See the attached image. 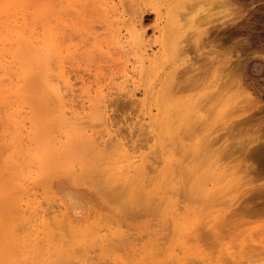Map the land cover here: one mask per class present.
<instances>
[{
    "label": "bare ground",
    "instance_id": "obj_1",
    "mask_svg": "<svg viewBox=\"0 0 264 264\" xmlns=\"http://www.w3.org/2000/svg\"><path fill=\"white\" fill-rule=\"evenodd\" d=\"M45 1L48 2V0H44L41 3L40 0L42 6L37 7L35 5L36 3H34L36 2V0H33L32 4H34V6L31 5L32 7H27L28 9H26V13H28L30 17V22L26 21L25 18V24L27 25V22L31 23L29 24L31 25V27L28 26L29 31H24L25 33L20 31L22 32L20 33L16 29V31H14L17 34L11 32L15 35V38L12 37V34V36H10V39L5 38L6 40H3L0 38V112L3 114L4 119H6L5 122L8 123L9 127L11 128V131L9 130V134L3 137V141L8 142V144L5 145H7V147L11 149V152L9 154L7 153V157L5 159H3L2 161L0 160V167H3L5 169L7 176L10 178L8 183L13 185V188H15V191H10L8 193L2 194L0 192V264H72L71 260L75 258L76 254H74L73 256V253H75L73 252L71 256H73L74 258L72 257L70 260V250L72 249L67 246L65 247L67 242L65 241L64 246L62 245L63 243H61L63 239H60L59 241L61 245H57L55 243L57 242V240L55 241V239H57L58 236L62 235V233L59 235V232L56 231V229L54 228L55 225L53 226L52 223H55V221L59 222V218L54 222L51 221L52 223L49 221L51 220V215H48L47 217V214L44 213V210L41 206V201L39 202L38 200V196L40 195H37L38 191L41 189L44 191L45 194L48 189H55V187H58V185L62 187L56 190V192L58 193L57 195L62 201V205H60V209L57 208L52 211V213H54V218H57L58 215L60 216L61 214V216L63 215L67 217L68 224L72 225L73 223H78L76 225V229L75 227H71L73 228L71 233L73 235V238L75 234L77 236L82 235L83 237H81L83 238L82 241H84V246L90 245L92 243V240L94 241V243H98V241L102 243L108 241L107 245L110 244V241L106 239L107 234H99L100 236L98 235V227L100 228V224L99 226L97 225V227L96 225L92 224L93 220L96 223H100L99 219L104 216V213L106 215V212L102 211V208H100L99 211L97 210L94 212H90L84 210L85 212H83L82 206L80 205L82 204V201L80 199V193L79 190L76 189L79 185H81L82 181L80 180L82 179V177H84L87 172L90 171L87 167V164L96 163L93 159H91V154L95 155V157L98 153L107 154V156H104L103 158H98L99 160H105L104 163L102 162L101 166L98 165V167L100 166L99 169L103 170L107 168V170H98L100 172L96 170L95 172H93L94 174L97 173L95 175L105 174V176L108 175L110 179L114 178L115 180L120 181V184L116 185V190L130 192L134 196L146 195L150 199H154L158 196L160 199L163 200L164 203L168 204L167 207H170V209L168 210L169 212H167L172 214L171 217L174 221V225H177L176 227H178V229L179 226L180 228L182 227V229H191L200 220L197 217L196 218L198 219V221L194 219L195 215L194 217H192V211H189L188 215L186 214L187 212H185L186 215H182L184 210L182 211V207L178 205L179 200L177 201L176 199L178 194L182 195V191H184L187 195L185 197L188 198L191 196L193 197V195L195 196V194H197L199 191H204L206 200L217 201V199L220 200V198L216 197L219 192H224V197L229 194L233 195L234 191L238 190L240 186L238 185V183H233L234 180L231 179V175L234 176V174L231 173V168L227 167V164H224L225 162L220 163V156L218 160H216V153L218 152H216L215 154H211L207 160L203 159L205 161L201 162L198 166L196 165L194 167L192 166L194 164H191L188 166H191L192 168H184V165H187V163H184L185 160H189L188 162H191V159L194 158L199 160L201 159V156H204L205 152V150H202L203 153L201 150H199L202 148L201 147L198 148V150H193V152L191 153H185V150L188 149V147L186 148V146H189L193 142L192 141L190 144L182 143V137H185V135L189 133V131L186 130L188 131L187 133L185 129L189 128V130L194 131L192 134L190 133L191 135H193V137L191 136V138H198V140H201L203 138L208 141L210 134L209 136L207 135L208 138H205L206 135H204V137H200L199 131L201 129L203 130L206 127L208 128L207 125L211 123L210 121H213L212 118L216 119L217 117L218 119V117H221L220 119L225 122L223 125H226V121L229 122L231 120L230 117L233 115L232 113L239 110L240 114L242 113L244 115L248 112L250 113V111H253L251 110V108L253 107L250 104H252V99L254 101V97L246 88L242 87L241 82L236 80L235 77L233 79V75L235 74L234 72L236 70L234 72L233 70L232 72L227 71L228 75L229 73L230 75H232V77L228 76L229 78L231 77L233 79L232 81V79L230 78L232 83L235 80L236 82L238 81V85L234 83V86L237 85V91H235L236 93H233L234 89L232 88L234 87L230 88V86H232V83L229 85V87H227L230 83L227 75V81L229 82L226 86L227 81L223 79L224 77H221L222 82H220L221 79L216 76L217 73L215 71L214 73H216V75L213 74L214 76L212 77V72H210L211 74L209 73V76L211 77L209 78L208 76V79L206 76L207 79L204 78V81L202 82L198 78L197 80H199V82L201 83H195L194 79H192L194 81V85L193 82L191 84L192 92L189 91L188 94L184 95L183 97H180L181 100H178L177 98L176 100L174 98V89H176L177 86L174 89L172 87H168V85H170V81H167L168 85L165 81L166 85H164V88L160 90V93L157 94V96H154L156 97L154 99L157 105L156 109L158 110V112H161L160 108H164L163 106L166 104L168 107L171 108H165H167L168 110L171 109V112L173 113H175L176 110H179L178 114L167 113V109H165L164 111L162 110L163 114L165 113L168 120L167 118H164L165 116L158 119L162 131L161 134H163L161 136H163V139L167 138V140L164 141L165 143L169 141V143L166 145L161 140V143L159 145L163 147L162 153L163 151L166 152L164 154H161V160L158 157V161L151 160L148 154L142 155V152H140V154L138 155L136 154V152L138 151H136L134 147H130V143L125 142L121 136L115 135V131L112 129V125L110 124V122H106V120H108L109 118V104L107 103V96H109L107 93L110 94V92H107V90L110 91L108 87L109 85L107 86L106 84L105 87V84H103L104 81H101V84L99 83L100 81L97 79V85L94 88L91 86L92 89L88 87L86 91L83 90L84 92H86L84 93L86 97H84L85 99H82L83 101L80 100L79 103L78 100H76V102H78L76 103L75 100L70 97V94L72 93L71 91L74 89H72L73 85L70 76L68 75L69 71L67 72L66 70L67 65L65 64L66 61H69L68 58H75L74 52L78 51V47H76V44L72 49L74 45L72 41L75 38L71 40V38H73L74 36L70 37V32H68L66 28L65 29L67 31L63 30L64 28L59 30L61 27L58 29V27L56 26L57 23L54 24L57 21L52 23L58 18L57 15L60 14V12H58L59 10H56L59 7L52 5L51 2L49 4V2L46 3ZM93 1H96V4L98 5V0ZM19 2V4L24 3V0H20ZM114 2V0H102V7H100V9L103 8V12L107 13V16L109 15L107 17L109 20L108 23L110 27H113L111 29L112 35L109 39L106 40L109 41L108 43H110V45H112L114 49L119 50V54H121V56H125L126 58L124 59L125 61L123 60L122 62L124 63L125 68L120 74L121 78H124L121 80H123L124 83L132 82L133 85L139 87L141 83L140 81H142L144 75L147 72V67L154 66V69L158 68L159 63H157V58L159 53L164 55V59H167L169 56L178 53V50L181 53L183 47L181 45H183L182 41L184 38L181 40V42L179 40L181 36L185 33V23H187V21L183 23L182 19L184 18L181 19L177 16H173L166 23L163 29H159L160 39L157 40L159 42V48L155 50V46L153 45L154 43H150L149 38L145 36L146 31L143 30L142 24L136 20L127 17L124 9L122 7H118L122 4L121 2L118 4V6V1L116 3ZM216 3H218L219 5H228L230 4V0H217ZM67 7V9L72 10L78 14L80 11V14L82 13V10H80L79 8H75L76 5L70 4L69 6L67 5ZM202 7L204 6L202 5ZM22 8L23 7H21V11ZM59 9L60 11L66 14L69 13L65 12L68 11L66 9ZM96 9L98 10V8ZM17 10L19 11L20 9ZM210 14L211 13H206L202 18H199V21H197L195 24L196 27L194 28V31H192V33L194 32V35L196 34L198 36L202 33H207L209 28L215 23L221 22L224 25L229 21H235L237 17L235 16L229 18L230 15H224L222 16V18L224 19H220L221 21L203 22L202 19L210 16ZM61 15L62 14H60V16ZM183 15L185 14L183 13ZM61 20L62 19H60V21ZM67 24L69 26V23ZM86 30L87 29H85V31ZM95 30L96 29H94V31L88 29V32L86 31L87 34H89V39L92 40L91 47H94V51L100 50L101 54L103 52L106 57L111 58V49L110 46H108L109 44L106 45V47H108V49H106L103 45L107 41L104 39H99V35L98 33H96L97 30ZM82 34L84 33H82L81 31L80 35ZM68 37H70V39H68ZM70 40L73 44L72 46L69 45ZM180 43L182 44L179 45ZM74 49L75 51H73ZM214 56L218 57V55ZM97 57H95L94 60H96ZM232 58L233 57L231 55L229 59H226V66H228V69L231 67L230 65L232 64V61L230 60H232ZM132 59L134 62H132ZM213 59H215V57ZM170 60L171 59H169L168 61ZM217 61H213L212 64H215L216 62L219 63V60ZM227 63H230V65H227ZM214 66L215 65H213V68ZM203 70L207 72L208 69ZM197 71H195V73ZM206 72L205 74L208 73ZM190 73L188 72L187 76ZM195 73V76H193L194 78L197 75V73ZM236 73L238 74V70ZM190 78H188L186 81H189ZM145 82L146 81H142L143 86L147 84H144ZM178 84L180 85L179 82ZM188 84H190V82H188ZM185 86H187V83ZM122 88H125V86H122ZM146 88L144 93H149V89ZM177 90L180 91L179 88ZM38 103H44L47 109L45 108V111L44 109L38 110ZM168 104H170V106ZM171 104L177 107L175 111H172L174 107L172 108ZM207 105H209L210 108L205 111ZM210 110L211 112H209ZM203 111H205L206 113H204ZM168 112H170V110ZM166 113L170 115L172 114V117L176 115L179 119L176 120L177 118H174L173 120L176 121H173L171 120V116L167 115ZM227 117L230 119H227ZM87 119H89L90 121ZM194 119L196 121H193ZM241 119H243L241 120V122H245L244 118ZM98 120H101L100 122L102 123L100 124L105 127L102 131H99L100 129H96V127L98 126V122L96 123V121ZM235 121L240 122V120H234L229 123L227 122V124H231L233 122L236 123ZM194 133L199 136H195ZM257 138L255 139L257 140ZM183 139L185 140V138ZM249 140L250 139L247 138L244 141L245 145H248L253 148L254 146L251 145L254 139L250 140L252 141L251 145L249 144ZM258 141L260 140H257L255 142L257 143ZM203 142L204 141H202V143ZM255 142H253V145L255 144ZM197 143L198 142H196V144ZM204 144L205 143H203L202 146ZM233 144H231V146H233ZM178 145L181 147L180 149ZM199 145L200 144H198V146ZM205 147L206 146H204L203 148ZM226 147L228 148L229 145L227 144ZM181 149L183 150V152ZM87 151H89L88 155ZM74 161H78V164L76 165ZM159 161L162 162L160 163V165L163 164L161 168L155 166V163H159ZM181 164L183 165L182 169H180ZM183 169H185L186 171ZM181 170H183L184 172H180ZM246 170L248 171V167L246 168ZM152 171L155 172V175L153 176L151 174ZM180 174H185V179H180L182 181L178 180L180 178L178 177ZM105 176H103V178ZM221 183L222 185H220ZM263 187L264 183H261L252 186L248 191H250V193L252 194V191H261L262 189L260 190V188ZM94 188L95 191H98L100 190L101 186L99 187L98 183H96V186ZM112 189L115 190L113 187ZM130 193L129 196L131 195ZM119 196L117 197L119 198ZM240 198L244 199V201L246 200L245 196H239V199ZM233 199H235V201L234 203H231ZM237 199L238 197H233L230 201H228L229 207H233V205L235 206V203L237 201L240 203V206L241 203L243 205L244 202L242 201V199ZM185 200L183 198L182 201L184 202ZM16 205L20 206L21 208L19 209L18 207V210ZM14 207H16V210H14ZM244 207L245 206H241V208ZM228 208L226 210H228ZM238 208L236 207L237 210ZM236 209L234 211H236ZM223 210L224 208H219L210 212L211 218H209L210 216H208L210 222H215V219H217L218 217L219 220L217 219V222H215L218 224V226L216 224L213 225L217 226L214 227L219 228V230L221 229L220 221L221 218H223L222 216L226 218L225 214H222ZM14 211H19L20 216H17L16 212ZM190 212L191 214L189 215ZM231 212L232 213L230 214L232 215L238 213H233V210ZM66 217H64V219H66ZM98 217L100 218L98 219ZM89 218L92 219V226L91 224L88 225L87 223L86 224L88 226L85 225L84 221ZM102 218L103 220L101 219V223L102 221H104V217ZM95 219H98V221H96ZM63 220L61 222H63ZM195 220L197 222H195ZM188 224L189 226L187 227ZM59 225L60 223L56 227H59ZM93 226H95L97 230L93 229ZM214 227H211L212 231H214ZM216 232L218 233V231ZM219 232L222 234L221 237L224 236L223 231L221 232L220 230ZM180 233L182 232L180 231ZM193 233L194 231L191 230L189 232L188 230L186 233L187 235H184V246H179L181 249L185 248L186 253H183V256L184 254L188 256L187 259L189 258L188 261H190V264H264V226L256 230H245V233H243L246 235L243 234L244 237L242 238V240H240L241 242L238 241L240 242L238 246L233 245L237 248L232 247L231 244L228 245L229 242H225L227 244H222L221 240L226 237L220 239V233H218V238L217 234L214 231V236L216 237V239H220L219 242L217 241V243H221V245L219 244L220 247L218 245V251L220 253L223 252L222 256H224L217 257L219 259L210 256L209 252H212L211 249L201 244L202 242H200L199 245L197 244L198 246H196L195 250H193L192 246H190V239L188 238V236L191 235L192 237H190L192 239ZM199 235L200 233L197 236ZM56 236L57 238H55ZM199 238L201 237L199 236ZM193 240H191V242H193ZM73 241L72 243H70L71 246L74 243ZM187 241L189 245L185 246ZM196 241L197 238L195 239V245L196 243H198V241ZM223 241H225V239H223ZM81 245L83 246V244ZM101 246L104 247L103 244ZM154 246L156 245L150 246L147 251V255L150 258V263V255L153 253V250H155L153 248L157 249V246ZM110 247H113V243L110 245ZM204 247L209 249L210 251H205L206 249ZM81 248L83 250L86 249L85 247ZM81 248L79 249V251L81 250ZM149 252L151 254H149ZM155 254L157 253L155 252ZM175 255H177V253ZM178 256L182 255L178 254L177 257L173 256V258L175 257V262L177 258V263H179L180 261L182 264L189 263L186 258H179V261ZM18 257L20 258V260L15 261ZM159 263L162 264L163 262L159 261Z\"/></svg>",
    "mask_w": 264,
    "mask_h": 264
},
{
    "label": "rangeland",
    "instance_id": "obj_2",
    "mask_svg": "<svg viewBox=\"0 0 264 264\" xmlns=\"http://www.w3.org/2000/svg\"><path fill=\"white\" fill-rule=\"evenodd\" d=\"M19 1L20 0H0V38L3 40L5 38L10 39L11 38L10 36L12 35H13L12 37H14L15 35L11 32H14L15 34H17L15 32L16 29L19 32L22 31L23 33H25L24 31H29L28 26L31 27V25H29L31 23H28L30 22L29 20L30 17L28 13H26L27 12L26 9L34 6V4H32L33 0H24V3H21V4H19L20 3ZM42 1L44 0H41V3ZM114 1H115L114 3L118 1L117 6L120 2L122 3L121 4L122 6L120 5L118 7H122L124 9L127 17L133 20H136L142 24L143 30L146 31L145 36L149 38L150 43L152 44L154 43L153 45L155 46V50L159 48V42L157 41L158 39H160L159 29H163L166 23L173 16L175 17L177 16L181 19L182 18L186 19V20L182 19L183 23H185L186 21L187 23H185V29H186L185 33L181 36L179 40L181 42L183 38L185 39V41L183 39L184 42L182 41L183 45H181L182 43L179 44L183 46L181 53L178 50V53H175L169 56L167 59H164V55L159 53L158 58H157V61H158L157 63H159L158 68L154 69V66H148L147 72L144 75V78L142 79V81H146L144 83V84L147 83L146 85L143 86L142 81H140L141 83L139 87L133 85L132 82L124 83V81L121 80L124 78H121L120 74L125 68L124 63L122 62L126 58L125 56L124 57L121 56V54H119V50L114 49V47L110 45V43H108L109 41L106 40V39H109L110 36L112 35L111 29L113 27H110L108 23L109 20L107 17L109 15L107 16L106 15L107 13L102 11L103 8L100 9V7H102L101 6L102 0H98V5L96 4L97 2L96 1L94 2L93 0H50V1L48 0L49 4L51 2L52 5L61 8V10L66 9L68 11H65V12L70 13V14L69 13L66 14L60 11V9L56 7L57 8L56 10H59L58 12H60V14L62 15L61 16L60 14L57 15L58 16L57 19L59 20L55 18L56 20H54L52 23L57 21L54 24L57 23L56 26L58 27V29L61 27L59 30L63 28H64L63 30L67 29L68 32H70L69 33V35H71L70 37L74 36L73 38H71V40L75 38L72 41L74 45L71 43V40H70L69 45L71 46L73 45L72 49L74 48L76 44H77L76 47H78L77 52L75 51L76 48L73 50L75 51L74 52L75 58L73 57L68 58L70 63L69 61H66V64H65L67 65L66 70L67 72L69 71L68 75L70 76V79L73 85L72 89L75 90V91L74 90L71 91L73 94L71 93L70 97L73 100H75V102L76 100H78V102L80 100L83 101L82 99H85L84 97H86V95H84V93L86 92L84 91H86L88 87H90L91 89L92 87L94 88L97 85L96 84L97 79L100 81L99 83L101 84H102L101 81H104L103 84H105V87L107 84V86L109 85L108 87L110 89V91L107 90V92H110V94L107 93L109 95L107 96L108 97L107 103L109 104L108 106V113H109L108 117L109 118L108 120H106V122L107 123L110 122V124L112 125V129L115 131V135L121 136L125 142L130 143L129 144L130 147H134L135 150L138 151L136 152V154L139 155L140 152H142L141 153L142 155L148 154L151 160L158 161L159 158L161 160V154H164L166 152V151H163L162 153L163 147L159 146L161 143V140L163 142L167 140V138L163 139V136H161L163 134H161L162 131H161V126L159 125L158 119L162 118L163 116H165L164 117L165 119L167 118L165 113L163 114V111L167 109L165 107H168V106L165 104L166 106L164 105L163 106L164 108H160L162 113L160 111L158 112V110L156 109L157 105L154 100L156 97L154 96H157V94L160 93V90L164 88V85H166V82L170 81L169 83L170 85H168V82H167L168 87H172L174 89L177 86V88L174 89L175 90L174 98L181 100L180 97H183L184 95L188 94L189 91L192 92L191 90L192 82L194 85V81L195 83L196 82L198 83L199 80L201 82L204 81V78H206V76L208 78V76L211 74L210 72H212V77L214 76L213 74L216 75L217 73L216 76L219 79H221V77L222 78L224 77L223 79L227 81L228 76L232 77L230 73L228 75V72L229 71L232 72V70L234 72L236 70L234 72L235 74L233 73L234 74L233 79L235 77L236 80L241 82L242 87L246 88L251 93V95L254 97V101L252 99L251 101L252 104H250L253 107L251 108V110L253 111H250V113L248 112L247 114H244L246 116H244L242 113L240 114L239 110L232 113L233 115L231 117L229 116L231 118L229 122L234 121V120H238V121L240 120V122L235 121L236 123L233 122L231 124H227L228 121H226V125H223L225 122L220 119L221 117L220 118L218 117V119L217 117L216 119L212 118L213 121H210L212 124L210 123L209 125H207L208 128L206 127L203 130L201 129L200 130L201 132L198 130L200 133L199 134L200 137H204V135L209 136L210 134L209 138L208 136L207 137L205 136V138H208V141L203 138L201 139L202 141H204L203 143H205L203 146H202L203 143L201 140H198V138H191V136L193 137V135L191 134L194 131L189 130V128H187L188 126L186 127L187 129H185V131L188 130L189 133L188 131H186L188 134L185 135L186 134L185 132V134H183L185 135V137H182L181 140L183 144L184 143L190 144L193 141L190 144L192 147L189 145L190 148L189 146H186V148L188 147V149H186L183 146L186 149L185 153H191L193 152V150H198V148H201V147L203 148L204 146L207 147V148L205 147L203 149L202 148L199 149L201 151L205 150L204 156L203 157L201 156V159L198 160L194 158V159H191L192 160L191 162H188L189 160H185L186 162L184 161V163H187V165H184L183 163L185 169L187 167H191V166H188L191 164H194L192 165L194 167L196 165L198 166L201 162L205 161L203 159L207 160L211 154L213 153L215 154L216 152H218L216 153V156H217L216 160H218L220 156V159H219L220 163L225 162L224 164H227L226 166L231 168L230 171L231 173L234 174V176L231 175V179L234 180L233 183H238L240 188L238 190H235L233 195L229 194V195H226L225 197H224V194H225L224 192H219L216 195V197L220 198V200L217 199V201L206 200L204 191L203 192L199 191L197 194H195V196L193 195V197L191 196L188 198L185 197L187 196L186 192L182 191V195L178 194V196L176 197L177 201L179 200L178 205L182 207V211L184 210L182 215H186V214L188 215V212L192 211L193 212L192 217H194L195 215L194 219H196L197 221L199 219L200 221L197 224H195L191 229L189 228L182 229V227L180 228V226L178 229V227H176L177 225H174V221L172 220V217H171L172 214L168 213L169 212L168 210L170 209V207L168 206L169 207L168 208L167 207L168 204L164 203L163 200L160 199L158 196L155 197L154 199L153 198L150 199L146 195H140V196L135 195L134 196L130 192H123L121 190L115 189L116 185L120 184V181L115 180L114 178L110 179L109 176L108 175L105 176V174L95 175L97 173L94 174L93 172H95L96 170L97 171L101 170L99 168L102 165V162L104 163L105 161V160H99L98 158L99 157L103 158L104 156H107V154L98 153L96 154L97 155L96 157L95 155L91 154L90 155L91 159H93L94 162L96 163L87 164L88 165L87 167L89 168L90 171L87 172V174L84 177H82V179L80 180L82 181V183L76 189L79 190V193H80V199L82 201V204L80 205L82 206L83 212L85 211L94 212L97 210L99 211L100 208L103 209L102 211L106 212V215L104 213V216H102L104 217V221H102V223H101V219L103 220L102 217L101 219H99L100 217H98V219L100 220V223L99 222L96 223L94 222V220L92 223V219L90 218L85 220L84 222H85V225L87 224L90 225L92 223L93 225H96V227L97 225L99 226L100 224L101 229L98 227L99 229L98 235L107 234L106 239L110 241V244L107 245L108 241L103 242V243L98 241V243H94V241L92 240V243L90 245L84 246V241H82L83 236L82 235L77 236L75 234L73 238V235L71 233L74 227L76 229L77 227L76 225L78 223H73L72 225L74 226H72L71 224H68L67 217L63 215L62 217L60 213L59 214L62 219L60 218L59 215L57 218H54L53 216L54 213H52V211H54L57 208L60 209L59 207L60 205H62L61 204L62 201L60 197L57 195L58 193L56 192L57 189L62 188L59 185L58 187H55V189H52V190L48 189L47 190L48 192L46 191L47 194L46 192L44 194V191L42 189L39 190L37 193V195H40L38 196V200L39 202L41 201V206H42V209L44 210V213L47 214V217L48 215L49 216L51 215L50 216L51 220L49 221L54 222L55 220H58L59 218V222L58 221H55V223L51 222L53 226L55 225L54 228L56 229V231L59 232V235L62 233V235L60 236L57 235L58 238L57 236L55 237L57 238L55 239V241L57 240V242L55 243L57 245L58 244L61 245L59 241L60 239H63L62 241L64 242L61 241V243H63L62 245L64 246L65 241L67 242L65 247L66 246L70 247L73 250V251L70 250V256H69L70 260L74 256V254H76L75 258L73 257L74 259H72L73 261L71 260L72 264H139V263L140 264H153V263L157 264L159 263V261L160 262L162 261L163 262L162 264H171V263L172 264H179V263L182 264L179 258L181 259L186 258L187 261L189 260V258L187 259L188 256L185 254H184L185 257L183 256V253H186V250L185 248L181 249L180 247L184 246L183 245L184 235L187 233L188 230L189 232L192 230L194 231L193 233L194 240L193 238L191 239L192 237L191 235H189L188 238L190 239L189 240V242L191 243L190 246H192L193 250H195V247L198 246L200 242H202L201 244L208 247L213 252V254L212 252H209L210 256L214 258L224 257L222 256L223 252L220 253L218 251L219 250L218 245L219 244L221 245V243H217V241L219 242L220 239H222L223 237H226V238H223L225 239V241H223V239L221 240L222 244L225 242L227 243L229 242L228 245L231 244L232 247H234L235 245L238 246V244L241 242L240 240H242L244 235H246L244 234L245 230L246 231H248V229L256 230L264 226V187L260 188V190L262 189L261 191H258V190H257L258 192L255 190H254L255 192L252 191V194L250 193V191H248L250 190L252 186L264 183V0H230V4L228 5H219L218 3H216L217 0H200V1L199 0H194V1L193 0H130L131 2L129 0H121V1L114 0ZM45 2L48 3L47 1ZM34 3H36L35 5L37 7L42 6L40 3V0H36V2ZM70 4L76 5L75 8L76 9L79 8L80 10H82V13L80 14L81 12L80 11L78 14L72 10L67 9L69 8L67 7V5L69 6ZM110 5H109V8H110ZM202 5L204 7H202ZM21 7H23L22 11L24 14L21 11ZM95 7L98 8V10ZM17 9H20V10L18 11ZM183 13L186 16L183 15ZM206 13H211V14L210 16L203 18L202 19L203 22L221 21L220 19H224L222 18V16L224 15H230L229 18L235 17V16L237 17L235 21L234 20L231 22L229 21L224 25L221 22L215 23L209 28L207 33L205 32L204 34L202 33L201 35H198V36L196 34L194 35V32L192 33V31H194V28L196 27L195 25L196 22L199 21V18H202ZM25 18H26V21H28L27 25L25 24ZM60 19L62 20L60 21ZM67 23H69V26ZM85 29L87 30L89 29L92 31L96 29L97 31L96 30L95 31L99 35L98 38L102 40L104 39L107 41L105 42L104 45H103L104 42L102 41L103 42L102 45L105 46L106 49H108L106 45L109 44L108 46H110V49H111L110 50L111 58L106 57L103 52L101 54L100 50L98 51L93 50L94 47H91L92 40L89 39V36H88L89 34H87L88 31L86 30L87 31L86 32ZM81 31L84 34L80 35ZM70 37H68V39H70ZM214 55H218L219 58ZM231 55L233 57L232 60H230L232 61L231 62L232 64L230 65V63H227V65L231 66V67L229 66L230 68L228 69L227 68L228 66H226V59H229ZM95 57H97L96 60H94ZM214 57L216 60L213 59ZM169 59L171 60L168 61ZM217 60H219V63H217L218 62ZM213 61H217V62L215 64H212ZM132 62H134L133 59H132ZM213 65H215L214 68H213ZM211 66L213 69L211 68ZM203 69H206V70L208 69L207 70L208 73L204 71ZM237 70H238L239 75L236 73ZM187 71L189 73L191 71L190 74H193V75L189 74L187 76V73H188ZM195 71H197L196 72L197 75L195 77L196 80L193 77L195 76L194 75ZM214 71L216 73H214ZM203 72L204 74L205 72L207 74H205L204 76ZM97 73H98V76H97ZM210 77L211 76H209V78ZM188 78H190L191 81L190 80L186 81ZM198 78L199 80H197ZM230 78L228 77L230 83L228 84L229 81L226 82V86L228 84L227 87H229V85L232 83L231 82L232 78L231 79ZM192 79H194V81ZM236 80L232 83V86H230V88L234 87L232 88L234 89L233 93L237 91L236 89H237L238 81L236 82ZM183 81H184V84H183ZM178 82L180 83V85L178 84ZM185 82L187 83V86L188 85L190 86V88L189 86L188 87L185 86L186 85ZM188 82H190V84H188ZM220 82H222V79L220 80ZM234 83L237 84L235 85L236 87L234 86ZM125 84L128 86H126ZM122 86L123 87L125 86V88H122ZM146 87L149 89L150 91L149 93L148 92L144 93ZM178 88L180 91L177 90ZM153 89H154V92H153ZM38 104H39L38 110L44 109L45 111V108H46L45 104L44 103H38ZM168 105L170 106V104ZM171 106L172 108L174 107L172 111H175L177 107L173 106V104H171ZM208 106L209 105L206 106L205 111H207V109L210 108V106L209 107ZM168 108H171V107H168ZM169 110L170 112H168ZM169 110L167 109V113H172V114H176V113L178 114V111H179V110H176V112L173 113L171 112V109ZM205 111L203 112L206 113ZM209 112H211V110ZM172 114L171 115L167 114L171 116V120H173L174 118H177L176 115L172 117ZM239 114L243 115L244 117L240 116ZM230 118L227 117V119H230ZM241 118H244V119L246 118L245 122L244 121L241 122V120H243ZM178 119L179 118H177L176 120ZM5 120L6 119H4L3 114L0 112V160L1 161L7 157L6 156L7 153L9 154L11 152V149L8 148L7 145H5V144H8V142L3 141L4 140L3 137L9 134V130L11 131V128L9 127L8 123L5 122ZM176 120H173V121H176ZM100 121L99 120L96 121V123L98 122V126L96 127V129L97 130L100 129L99 131H102L104 130L105 127L100 124L102 123ZM156 121L158 122V124ZM193 121H196V120L194 119ZM194 135L196 136L197 134L194 133ZM183 138H185V140ZM247 138L250 140L254 139L255 141L257 140H260V141H258L257 142L258 144H257L253 140V142H255V144L253 145V142L249 140L250 142L249 144L251 145V142H252L251 146H254V147L252 148L247 145L249 148L248 149L244 142ZM255 138H257V140ZM234 140L236 141L238 140V141L236 142ZM231 141L232 142L234 141L233 142L234 144ZM196 142L198 143L196 144ZM168 143L169 141L166 142L165 144L167 145ZM180 144H181V141H180ZM198 144L200 145L198 146ZM227 144L229 145L230 148L226 147ZM231 144H233V146H231ZM159 148L161 149V151ZM180 148L181 147L179 146V149ZM88 152L89 151H87V155H88ZM77 162L78 161L76 162L74 161L76 165L78 164ZM160 163L162 162L160 161L159 163L156 162L155 166L161 168L163 164L160 165ZM98 165L100 166L98 167ZM183 165L181 164L180 169L183 168L182 167ZM247 167H248V171L246 170ZM105 170H107V168L101 171H105ZM183 170H181L180 172H182ZM151 174L153 176L155 175V172L152 171ZM102 175L105 176L106 178L105 177L103 178ZM178 177H180L178 180H180L181 178H183L182 180H184L185 174H180ZM9 179L10 178L7 176L5 169L3 167H0V192L2 194L8 193L10 191H15V188H13V185L8 183ZM96 183H98L99 187L101 186L100 190L98 191L94 190ZM220 185H222V183ZM112 187L115 190H113ZM248 192H249V195H248ZM129 193L131 194L130 196H129ZM117 196H119V198ZM180 196L183 197L184 200L186 198V200L183 202L182 201L183 198H181ZM239 196L246 197L245 201L244 199L240 198L244 202L243 205L241 203V206H245L244 207L245 209L241 208L240 203L237 201L239 199ZM233 197H238V199L236 200L237 202L235 203L236 205L235 206L233 205V207L232 206L229 207L228 201H230ZM235 199H233L231 203H234ZM18 207L19 209L21 208L20 206H17V209ZM236 207L237 208L239 207L238 210L236 209ZM15 208L16 207H14V210H16ZM219 208H224L222 214L223 215L225 214L226 216V218L222 216L223 218H221V221H220L221 222L220 230L221 232L223 231L224 233L223 234L224 236L222 237H221L222 234L219 232L220 231L219 228H215L218 226V224L215 223L217 222L216 220L218 219V217L217 219H215V222L209 221L210 220L209 218H211L210 212L217 210ZM227 208L228 210H226ZM240 208L242 209V211ZM235 209L236 211H234ZM232 210H233V213L234 212H238V213L235 215H232L230 214L232 213L231 212ZM195 211H196V214H195ZM185 212L187 213L185 214ZM190 214L191 212L189 213V215ZM16 215L20 216V212L17 211ZM208 216L210 217L208 218ZM64 217H66V219H64ZM47 219H50V218H47ZM98 219H95V220L98 221ZM62 220L63 222H61ZM196 220L195 222H197ZM56 223L58 224L60 223L59 225L60 228L56 227L58 225ZM198 224L200 225V229H199ZM213 224H216L217 226ZM188 226L189 224L187 225V227ZM212 226L213 227L215 226L213 230L217 234V237L220 235L219 237L221 238L219 240H217L216 237L214 236V231L211 230ZM93 229H96L95 226H93ZM180 231L182 233H180ZM216 231H218V233L220 234L218 235ZM197 233L198 234L200 233L199 236L201 238L197 236L198 235ZM196 238H197L198 243H196L195 245ZM191 240H193V242H191ZM72 241L74 243L71 246L70 243H72ZM101 243L104 245V247L101 246L102 245ZM112 243H113V247H110ZM187 243L185 244V246L189 245V243L188 244ZM67 244L70 246H68ZM81 244H83V246ZM73 245H76V246H73ZM152 245H156L157 249L153 248L156 251L153 250L152 254L149 252V254H151L150 255L151 263H150L149 261L150 258L147 255L148 253L147 251L149 247ZM81 247L83 248L85 247L86 249L83 250ZM80 248L83 251L81 250L79 251ZM234 248H237V247H234ZM205 249H206L205 251L207 250L210 251L207 248ZM155 252L157 254H155ZM72 253H73V256H71ZM176 253L177 255L178 254L182 255V256H178V260L180 261L179 263H177V258L175 262V257H177V255H175ZM173 256L175 257L173 258ZM152 259L154 260V262ZM18 260H20L19 257L16 258L15 261H18ZM188 262L189 263H185V264H190V261ZM11 264H16V263H11Z\"/></svg>",
    "mask_w": 264,
    "mask_h": 264
}]
</instances>
